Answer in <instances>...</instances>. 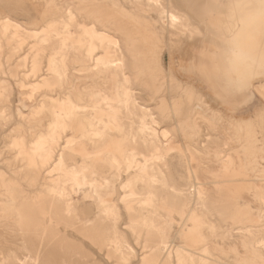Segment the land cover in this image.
<instances>
[{"label":"rangeland","instance_id":"374dc122","mask_svg":"<svg viewBox=\"0 0 264 264\" xmlns=\"http://www.w3.org/2000/svg\"><path fill=\"white\" fill-rule=\"evenodd\" d=\"M19 1L28 6L30 15L22 11ZM52 1H0V20L8 19L22 27L14 42L10 40V32L6 35L0 33V64L5 71V74H0V79H7L12 84L10 92L0 88V173L4 174V183L8 184L10 180H14L17 186V207L23 205L22 214L26 219L22 223L26 231L29 230L27 236L30 233L28 237L31 236L33 242L37 240L38 243L42 242L43 246L46 243V247L49 245L48 248L55 249L54 258L69 249L72 253L76 252L77 256H82L84 264H179L176 254L179 249L180 252L183 251V255L188 253L185 256L188 259L183 264H192L190 257L193 255L195 259H216L221 264H264V256L255 252L250 244L252 238L259 241L264 239V195L260 194L264 192V95H261L264 94V83L256 81L253 91L238 104L231 106L217 94L199 68L203 59L201 53L207 42L202 35L204 29H198V12L201 5L195 0H68L77 21H85L91 25L95 21L96 29L110 31L116 38L123 54V71L129 77L127 86L138 104V108L133 112L127 111L130 119L124 120L121 128L112 126V123L97 126L104 134L95 144V148L93 142L91 144V141L86 139L79 141L78 145L74 144L76 148L72 146V149L70 147L64 151L65 160L69 165L78 167L86 161L91 166V170L84 172L88 181L98 180L103 183L100 193L107 200L106 206L112 209L108 213L109 218L113 217L111 219L114 221L118 219V223H115L122 242L126 243L125 247L116 253L110 247V236L94 223L97 212L96 197L87 188L76 196L80 198V208L73 209L72 212L70 210V215H67L69 212L64 204L55 202L57 194L53 193L59 190L61 185V182L57 184L60 173H49V169L62 150L66 137H77L81 130L72 127L64 133V139L60 140L53 160L48 163L49 166L45 165L46 167H42L39 160L38 164L34 165L35 169L30 166L29 161L19 151L21 148L18 143L23 135V146L30 151L36 136L46 132L47 124L51 120V114L46 112L47 110L35 121L30 120L35 109L46 102V95L56 99L69 98L73 105L80 107L78 110L81 117H95L92 109L82 108L91 103L87 98L91 92L80 88L88 86L89 82L93 87L97 78L94 75L83 77L78 72L84 64L91 65L93 61L90 64L71 57L67 62L68 82L61 89L56 88L54 92L42 89L32 94L35 98L31 96L29 106H22V93L16 82L30 84L44 80L48 73L46 68L49 57L60 47V37H51V41L43 44V34L36 36L33 33L41 30L49 21H61L66 17L64 8ZM83 8L95 11L94 16L98 18V22L93 20L89 13L82 11ZM36 16L37 20L30 21ZM183 18L190 22L186 23ZM183 22L191 29L185 28L186 24ZM85 50L84 48L81 52ZM102 52V49L97 50L95 57ZM35 63L39 68L36 78L28 75ZM25 93H30L29 88L23 91V94ZM108 93H111V90L108 89ZM20 110L25 114L24 117L20 115ZM196 115L199 118H195ZM199 115H202V118ZM92 120L96 122V119ZM142 120L147 127L151 126L142 129ZM155 123L157 125H154ZM225 125H228L227 130ZM153 129L158 132V137L151 140V144H145L144 138H148V135L150 138ZM129 131L132 134L128 135ZM165 132L169 133L168 141L163 136ZM110 146L123 149L126 154H135L137 165L132 168L134 171L124 170L127 168L125 162L122 164V174L119 178L110 170L104 157V152ZM100 164L105 165V168L99 167ZM141 167H144L145 172L141 171ZM139 174L144 176V183L140 179L134 181ZM132 177L133 179L129 180ZM1 182L0 179V192L5 189ZM31 182L33 185H30ZM124 182L127 186L123 188ZM146 182L150 189L143 187ZM39 196L42 198L38 200ZM27 198H30L29 201H26ZM0 199H4L1 194ZM61 212L66 215L62 216ZM41 214L47 215L46 218ZM146 216L153 217L152 226L144 225L143 218ZM85 221L94 223L93 228L90 224L89 227L84 226ZM55 222H58L59 227H56L58 225ZM90 228L97 232L93 233L92 229L91 232ZM51 237H55V240L62 238V241L59 238L60 242L65 246L63 247L59 239L55 245V240L51 241ZM162 241L166 243L168 252L158 249ZM69 242L74 246H70ZM259 246L264 250V243ZM73 248L75 250H72ZM54 251H57V254H54ZM152 251L156 252L153 254ZM0 252L3 256L8 255L4 246L0 247ZM25 255L24 252L18 251L20 259Z\"/></svg>","mask_w":264,"mask_h":264},{"label":"bare ground","instance_id":"6f19581e","mask_svg":"<svg viewBox=\"0 0 264 264\" xmlns=\"http://www.w3.org/2000/svg\"><path fill=\"white\" fill-rule=\"evenodd\" d=\"M52 2L53 3H56L60 7L64 8L63 10H65V12H66L65 13L66 14V17H64L62 20L60 19L61 21H54V20L53 21H49L47 23V25L44 26L41 30H39V31H33V33L36 36L38 34H43V37H42V40H41L43 42V44H44V42H47L48 43L49 40L51 41V39H50L51 37H54V36H56L55 38H59L60 37V39H61L60 40V47L58 48L57 51H54V53H52L50 55V57H49L48 68H46L48 73L46 74L47 77L44 76V78H45L44 80H42V81L41 80L40 81H34V82H31L30 84H26L23 81L16 82V85L18 86L20 92L22 93V95L20 97V102H21V104H22V106L24 108H27L29 106L31 100H32V97H33L32 94L38 93L39 91H42V89L47 90L49 92H54L56 88L57 89L58 88L61 89V87L66 82H68L67 80H68V77H69L68 76L69 73H68V69L67 68H68V65L69 64L67 62H69V59L71 57H75V59L77 61H80V62L87 61V62L90 63L91 61H93L92 64L90 63L91 65H85L84 64L82 66V68L80 69V71H78V72H80L81 73L80 75H82L83 77L84 76H89V75H94L95 78H97L96 81H95L96 83L93 85V87L90 86L91 83L89 82V85L88 86L85 85V86H83V87L80 88V89L87 90V91H90L91 92V95L89 97H87L88 100H91V103L86 104L83 107L81 105L80 106L83 109L84 108L85 109L86 108L92 109L93 112H94L93 115L95 117H92V118L91 117H88L87 118V115L86 114H85L86 116L81 117L80 112L78 110V108H80V107L76 106L75 104H74L75 105L74 106L73 103L71 102V100L69 98H64L63 97V99H56L55 97H51V96H47L46 95V98H47L46 99V102L45 103L43 102L42 104H40V106H38L35 109L34 113H32V116H30L31 117L30 120L31 121H35L37 117H39L44 111L47 110L46 112H48V113L51 114V120L49 119L50 121L47 124V130H46V132L44 134H42V135H40L38 137L36 136V139L34 140V142L31 145L30 151H28L23 146L24 145V143H23L24 139H23V135H22V139L18 143L19 148H21V150H19V151L22 152V154L24 155V157L29 161L28 164L30 166H33V168H34V165L35 164H38V162L40 161L41 166L43 167V166L47 165L48 163H50L53 160V158L55 156V153H56V148L60 144V140L63 138L64 133L67 132L68 129L70 130L72 127H75V128L78 127V129L81 130V131H79V132H81L80 135L77 136V137H70V136H67L66 137V139H65V141H64V143L62 145V150L58 154V157L56 156L57 159H55V161L53 162V165L49 169V173H53L54 171H57V172L60 173V176H58L59 178L56 177L58 179V183L57 184H59V182H61L60 183L61 185L59 186V190L52 188L55 191L57 190L56 192H54V190L52 191V192H54L53 194H55V193L57 194V195H55V199H56L55 202H57V203L59 202V203L64 204L65 207H66V209H67L66 211L69 212L71 210L70 212H72L73 209L74 210H77V209L80 208V205H78L79 202H80V198H76V196L80 193V191H84L87 188V190L93 192L94 196L96 197V208H97L96 216L94 218L95 219V222L94 223H96V225L99 226L100 230H102V228H103L102 231H104L107 235L110 236V239H108L109 237L108 238L106 236L105 237L109 240L110 247L116 253H118V251L120 252L122 250V247L124 246L125 241L123 240L124 242H122L121 236L119 235V231L117 230V225H116L115 222H117L118 219H117V221L116 220L114 221L113 219H111L113 217H110L109 218L108 213L112 209H111V207L106 206L107 200L100 193L101 188L103 187V183L99 182L98 180L88 181L87 180V177L84 176V172L87 171V170H91V166L88 165L86 163V161H85V164H82V165H80L78 167H76V165H69L66 162V160H65V157H64V153L65 152L64 151H65V149H68L70 147L72 149L73 148L72 146H74V144H77L78 145L80 143L79 141H85L86 139L90 140L91 141V144L93 142V147L95 148V144L98 143L99 139L104 134V132H101L99 129H97V126L98 125H102V124H104L105 126H107L106 124L112 123V126H115L117 128H121L122 127V122L124 120L130 119L129 118L130 117V114H128L127 111L129 110V111L133 112L135 109L138 108V104L135 101V99L133 98V95L131 93L130 87L127 86V83L129 82V77L123 71V69H124V67H123L124 66L123 65V54L121 53V49L118 47L117 40L113 36V34H111V32L110 31H107V30L101 31V30L96 29L95 28V21H94V23L92 25L91 24H87L85 21H77L74 13L71 10V5L69 4L68 0H53ZM62 8H59V9L62 10ZM81 10L89 13L91 15V17L93 18V20L96 19V21L98 22V18L97 17L95 18V16H94V14L96 13L95 11H90V10L85 9V8H83ZM99 11H101V10H99ZM108 17L106 16V18H108ZM178 17H180V16H178ZM103 20H105V19H103ZM176 21H178V20H176ZM183 21H185L184 18H183ZM187 21H185V22L187 23ZM107 22H105V23L107 24ZM114 22L115 21H113V23ZM185 22H183V24ZM188 22H190V21H188ZM164 23L166 24L167 21H165ZM177 24H178V22H177ZM187 26L188 25L186 24L185 28ZM189 27H191V25H189ZM20 28L22 30V27L18 23H14V22H12V21H10L8 19L0 20V33L1 34L3 33V34L6 35V33L10 32L11 33L10 34V40L13 41V42H14V40H16L19 37V35H20ZM114 30H115V28H114ZM122 30H121V32L123 33L124 31H122ZM179 31H177V32H179ZM182 31L184 32L183 29H182ZM128 32H129V29H128ZM41 41L39 40L40 43H42ZM8 43H10V42H8ZM128 45H130V44H128ZM148 47H150V46H148ZM19 48H20V46H19ZM21 48H23V47H21ZM84 48L86 49L85 52H81ZM100 49H102L103 52L101 54H98L95 57L94 54L96 53L97 50L100 51ZM71 53H73V55H71ZM155 59L157 60V58H155ZM25 66H26V62H25ZM38 73H39V68L37 66V63H35L32 66L31 70L28 71V75L33 76L34 78H36V76L38 75ZM0 74H5V71L2 68L1 64H0ZM11 85L12 84H10V82L7 79H0V88H4L5 90H9V92H10V90L12 89V86ZM27 87L29 88L30 93L23 94V91H25V90L28 89ZM108 89L111 90V93H108ZM262 90H264V89H262ZM257 92H258V90H257ZM262 92H264V91H262ZM261 95L263 96L264 94H261ZM33 98H35V97H33ZM263 98H264V96H263ZM203 109H201V110H203ZM204 111H206V108H205ZM19 113H20V115L22 117L25 116V114L22 112V110H20ZM199 114H200V112H199ZM210 115L211 114H209V116ZM143 116L145 117V115H143ZM196 116L197 117H195V118H199L198 115H196ZM199 116H201V118H202V115H199ZM204 116H205V114H204ZM207 116L208 115H206V118H207ZM209 118L210 117H208V120H210ZM92 119H96L95 120L96 122H93ZM197 121H198V119H197ZM213 121H214V116H213ZM28 122H30V121H28ZM217 123H219V122H217ZM221 123L222 122H220V124ZM154 125H157V124L155 123ZM225 126H224V128H226V130H227V126L228 125L226 127ZM20 127H22V126H20ZM140 127L142 129H148L149 128V127H147V125L145 124V122H143V120H142V122H140ZM232 127H233V125H232ZM234 127H236V126H234ZM100 128H102V127H100ZM125 128H126V126H125ZM112 129H113V127H112ZM231 129L233 130V128H230V130ZM21 130H22V128H21ZM128 130L132 131L133 129L132 130L131 129H128ZM130 131L128 132V135H130V133H131ZM153 131L154 132H153V134H152V136L150 138H149V135H148V138L147 137L144 138L145 144H151L152 143L151 140H154V139H156L158 137V132L156 130H154V129H153ZM233 131H235V129ZM233 131H231V132H233ZM151 132H152V130H151ZM141 133H142V131H141ZM251 133H253V132H251ZM24 135H25V133H24ZM182 135H183V133H182ZM253 135H254V133H253ZM163 136L165 137V139L167 141L170 138L168 132H165ZM235 138H237V137H235ZM133 139H135V138H133ZM87 143H85V144H87ZM167 145H168V143H167ZM81 149L83 150V148H81ZM104 154H105L104 157L106 158V160L108 162V165L110 166L109 167L110 170L114 171L115 172V175L118 178L122 174V169H123L122 164L124 162L127 164V166H126L127 168L124 169L126 171L127 170H130V169L132 170V168H134L135 165H137L136 164V161H135V154L133 152L132 153L129 152L128 154H126L125 152H123V149H115V148H111V146H110L104 152ZM47 166H49V164ZM99 167L105 168V165H101L100 164ZM144 167H145V165H144ZM144 167L143 168L141 167L143 169V170H141L142 172H145ZM33 168H31V169H33ZM132 171H134V170H132ZM48 175H52V174H48ZM3 177H4V174L3 173H0V179L2 180L1 185H2V187L5 188L2 192H0L1 196L4 197L3 200L0 199V247H2V246L6 247V250H7L8 255H4L3 256L1 254V252H0V257H1L0 264H8L9 262H12V261L15 262V264H84L83 263V257L82 256H79V254L77 256V253L76 252H75L76 253V255H75V253H72L69 249L65 253H59L61 255V257H59L60 255L59 256L56 255L57 257L54 258L53 257V250H55V249L52 248V250H51L50 248H48L49 247L48 243H47L48 247H46V243H45V246H43V243L42 242H39L38 243L37 240H35L36 242H33L31 240L32 239L31 236H30L31 239L28 237L30 235V233L27 236V232L29 230L26 231V229H25V227L23 226V223H22L23 220L26 219V216L22 214V209L21 208H22L23 205L20 204L21 207L20 208L17 207L18 206V200H17V197H16V193H19V192H15V189L17 190V188H16L17 186H15V183L13 182L14 180H10L8 182V184L5 182L6 183L5 184L4 181H3ZM131 179H133V177L130 178L129 180H131ZM135 179L136 180H138V179L143 180L142 183L145 182L144 181V179H145L144 176L143 175H140V174L134 178V181H135ZM126 182L128 183V181H126ZM126 182L123 183V185H122L123 188L127 186ZM151 182H153V181H151ZM36 183H37V181H36ZM53 184H54V182H53ZM30 185H33L32 182H31ZM53 187H54V185H53ZM143 187L150 189V185L147 184V182H146V184H144ZM49 188H51V187L49 186ZM48 194H50V193H48ZM260 194H263L264 195V192H260ZM42 196H44V194ZM41 198L42 197L38 198V200L41 199ZM29 199L26 200V201H29ZM35 199H37V198H35ZM41 201L42 200H40V202ZM40 209H39V211H41ZM116 209H117V207H116ZM62 212H64V211H62ZM70 212L67 215H70ZM42 213H43V211H42ZM62 214H63L62 216H65L66 215L65 213H62ZM81 214H82V212H81ZM118 214H119V212H118ZM41 215L43 216L44 214H41ZM115 215H117V214H115ZM46 216H43V217L46 218ZM57 216H59V215H57ZM80 218H79V220H81ZM114 219H116V218H114ZM50 220H51V218H50ZM82 220H84V218ZM76 223H77V220H76ZM79 223H78V225H79ZM81 223H82V221H81ZM94 223H91V221H85L84 222V226H87L88 225V227H89V224L92 226V224H94ZM143 223L146 226H152L153 223H154V219L151 216H146V217L143 218ZM56 224L58 225L56 227H59L58 222ZM133 224H135V223H133ZM40 225H41V223H40ZM39 227H42V226H39ZM133 227H135V225ZM92 228H93V226H92ZM92 228H90V231L91 232L93 230ZM99 228H97V229H99ZM87 229H89V228H87ZM131 230H133V229H131ZM45 231H46V229H45ZM102 231H101V233L104 234ZM84 232H86V231H84ZM84 232H81V233H84ZM96 232H97L96 230L95 231L93 230V233H96ZM93 233L90 234V235L92 236ZM101 233L98 232V234H101ZM249 233L251 234V231H249ZM60 234H59V236H60ZM86 234L87 233H85V235ZM39 236H41V235H39ZM64 236H65V234L63 235V238H65ZM119 236H120V238H119ZM55 237H57V236H55ZM55 237L54 238L51 237L52 238L51 241H53V239L55 240ZM60 237H62V236H60ZM38 238H40V237H38ZM103 238H104V236H103ZM122 238H123V236H122ZM58 239L55 240V243H54L55 245L58 242L57 241ZM60 239L62 241V238H60ZM60 239H59V242H60ZM68 240H69V238H68ZM64 242H65V240H64ZM60 243H62V242H60ZM263 243H264V239L262 241H259L258 239H254V238H252L250 240V244L254 248L255 252L260 253L262 256H264V250H261L262 248L260 249V246L259 245L260 244H263ZM67 244H68V242H67ZM8 245H11V246H8ZM59 245H61V244H59ZM62 245H63V243H62ZM72 245H73V243L72 244L70 243V246H72ZM64 246H65V244L63 245V247ZM52 247H53V245H52ZM66 247H67V245H66ZM166 247H167L166 243L162 241V243L159 245V248L158 249L160 251H163L164 252V251H167V248ZM76 248L77 247H75V249ZM75 249L73 248L72 250H75ZM61 250L62 249L60 248V251ZM18 251L24 252L26 254L23 259H20V257L18 256ZM76 251H77V249H76ZM156 251H152L153 254ZM180 251H181L180 249H179V252L176 251V252H178V253H176L177 254V261H178L179 264H183L184 261L188 259V258L186 259V257H185L188 253L186 254V252L184 251V253L186 255H183L182 254L183 251L182 252H180ZM246 251H248V250H246ZM56 252L57 251H54V254ZM203 252L204 251H202V253ZM206 253H208V252H206ZM246 253H248V252H246ZM158 254H160V253H158ZM190 254L191 253H189V255ZM169 255L170 254H168V257H169ZM194 256L195 255H193V256L190 257V258H192L191 259L192 264H196V263L198 264L199 263L198 261L201 262L200 264H221L220 261L219 260H216V259H211V260L206 259V258H201V259H199V258L197 259L196 258L195 259V258H193ZM196 257H199V256H196ZM155 264H157V263L155 262Z\"/></svg>","mask_w":264,"mask_h":264},{"label":"clouds","instance_id":"9594fccd","mask_svg":"<svg viewBox=\"0 0 264 264\" xmlns=\"http://www.w3.org/2000/svg\"><path fill=\"white\" fill-rule=\"evenodd\" d=\"M207 42L199 68L228 105L264 83V0H195Z\"/></svg>","mask_w":264,"mask_h":264},{"label":"crops","instance_id":"0c3cea01","mask_svg":"<svg viewBox=\"0 0 264 264\" xmlns=\"http://www.w3.org/2000/svg\"><path fill=\"white\" fill-rule=\"evenodd\" d=\"M0 1H1V0H0ZM19 3H21L20 7H21L22 11H23L24 13L30 15L31 13H30V9L28 8V6H27L24 2H20V1H19ZM37 18H38V17L36 16V17L30 19V21L33 22V21L37 20Z\"/></svg>","mask_w":264,"mask_h":264},{"label":"snow or ice","instance_id":"6c2138e0","mask_svg":"<svg viewBox=\"0 0 264 264\" xmlns=\"http://www.w3.org/2000/svg\"><path fill=\"white\" fill-rule=\"evenodd\" d=\"M173 19H175V18L173 17Z\"/></svg>","mask_w":264,"mask_h":264}]
</instances>
